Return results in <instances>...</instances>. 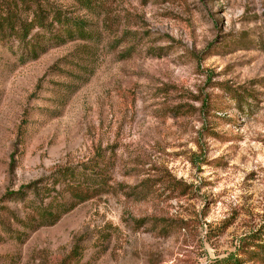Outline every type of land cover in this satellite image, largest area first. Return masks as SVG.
Returning a JSON list of instances; mask_svg holds the SVG:
<instances>
[{
  "label": "rangeland",
  "instance_id": "1",
  "mask_svg": "<svg viewBox=\"0 0 264 264\" xmlns=\"http://www.w3.org/2000/svg\"><path fill=\"white\" fill-rule=\"evenodd\" d=\"M48 1L98 36L0 45V264H260L264 0ZM71 168L92 196L37 225Z\"/></svg>",
  "mask_w": 264,
  "mask_h": 264
},
{
  "label": "trees",
  "instance_id": "2",
  "mask_svg": "<svg viewBox=\"0 0 264 264\" xmlns=\"http://www.w3.org/2000/svg\"><path fill=\"white\" fill-rule=\"evenodd\" d=\"M71 1L85 14H98L103 3V0ZM97 36V33L88 29L83 17L69 15L48 0H0V45L14 46L19 51L20 60L34 59L50 46L74 40L95 41ZM81 172H85L84 169L56 171L55 182H60L62 191L67 192L70 202L64 203L54 198V202L36 208L32 213L35 217L32 219L37 225H52L61 214L92 196L94 191H90L89 187L72 182L74 179L83 178ZM21 188L33 194L37 191L36 182ZM10 195L23 197L21 191L9 193L8 196ZM259 232L261 237L255 233L242 237L241 249L245 250L242 252L248 259L264 264V228L257 231ZM253 240L259 241V244L248 242ZM250 247H253L254 251H246ZM242 261L243 259L230 254L212 264H243Z\"/></svg>",
  "mask_w": 264,
  "mask_h": 264
}]
</instances>
